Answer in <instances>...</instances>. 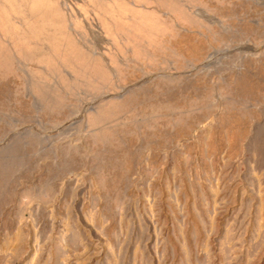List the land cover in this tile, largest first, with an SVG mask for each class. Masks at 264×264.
I'll use <instances>...</instances> for the list:
<instances>
[{
    "label": "rangeland",
    "instance_id": "374dc122",
    "mask_svg": "<svg viewBox=\"0 0 264 264\" xmlns=\"http://www.w3.org/2000/svg\"><path fill=\"white\" fill-rule=\"evenodd\" d=\"M0 264H264V0H0Z\"/></svg>",
    "mask_w": 264,
    "mask_h": 264
}]
</instances>
